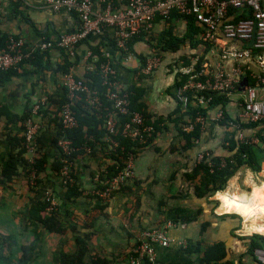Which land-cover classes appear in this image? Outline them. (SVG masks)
I'll return each instance as SVG.
<instances>
[{
  "label": "crops",
  "instance_id": "1",
  "mask_svg": "<svg viewBox=\"0 0 264 264\" xmlns=\"http://www.w3.org/2000/svg\"><path fill=\"white\" fill-rule=\"evenodd\" d=\"M45 1L0 0L3 9L0 36L18 35L28 43H34L43 37H54L78 27L79 18L76 13L67 10L53 12L44 6ZM95 5L98 6V2ZM168 29L181 37L177 30L183 29L184 34L186 23L178 18L170 22L159 21L153 31L145 35L144 40L134 45L137 56L148 58L156 55L161 58L159 68L150 75L140 73L135 65L128 68L119 61L117 63L119 54L115 35L113 30L106 29L102 33L92 34L82 42L75 57L59 49H51L38 62H28L8 78H0L1 235L8 231L2 222L5 209L12 208V220L20 218L23 224L31 227L30 210L38 202L44 201L46 192H51L58 205L59 219L68 228V234L64 237L42 233V248L48 238L59 243L54 251L55 264H59L61 252H74L73 238L76 233H91L90 257L99 255L117 264H129L128 252L141 234L145 230L173 222L171 216L175 208L187 209L193 214L194 220L189 223L173 222L184 226L169 229V236L173 240L169 247L155 245L157 260L153 264H203L199 250L215 243L225 244L228 252L226 261L234 264H260L254 255L249 254V239L255 234L262 235L255 225L264 226L263 168L255 172L260 175V183V179H254L250 168L243 167L228 181L224 190L205 198L197 195L196 186L200 177L188 179L185 175L192 173L200 155L232 156L233 152H229L224 144V133L228 130L232 132L233 129L222 121H216L217 109L212 108L208 110L198 138L192 139L190 148H184L186 140L182 132L188 134L192 131V120L178 112L173 87L179 70L187 66L172 63L180 59L183 50L189 51L187 58L190 63L204 53L200 46L191 49L188 43L175 52L162 50L161 37ZM198 50L200 52L196 54ZM99 53H102L106 61L116 63L117 87L136 96L137 104L142 105V110L152 123L158 118L164 119V122L160 124L151 143L138 149L134 159V178L109 202L99 203L93 194L98 186L97 178L112 164L106 157V150L99 143L95 144L92 152L85 151L75 160L73 174L80 196L66 200L67 189L63 187L60 174L55 170L64 159L57 146L58 109L63 102L69 101L64 79L72 73L90 82V77L97 74ZM45 97L49 103L33 113L34 107ZM233 99L227 108L232 117L238 113L235 97ZM81 101L76 100L73 104ZM84 107L92 112V108L85 104ZM29 110L30 118H34L40 127L38 150L34 154L26 152L23 155V118ZM103 142H107V139H103ZM41 158L46 159L44 171L38 176L41 184L31 190L27 184V165ZM9 161L18 165L19 172L12 182L4 185L1 183L2 170ZM242 175L246 180L240 185L237 179ZM246 218H250L247 226ZM203 224H207L204 231ZM7 236L8 242L12 236ZM181 243L186 246L183 247Z\"/></svg>",
  "mask_w": 264,
  "mask_h": 264
},
{
  "label": "built area",
  "instance_id": "2",
  "mask_svg": "<svg viewBox=\"0 0 264 264\" xmlns=\"http://www.w3.org/2000/svg\"><path fill=\"white\" fill-rule=\"evenodd\" d=\"M95 2H98L99 7ZM44 6L53 12L67 10L76 13L79 18L78 27L54 37H43L34 43H28L21 36H8L6 46L0 52V73L18 71L31 56L51 49H59L68 56L75 57L79 45L92 34L111 29L119 54L117 63L119 61L128 68L135 65L140 73L150 75L159 68L160 58L152 55L146 58L141 66L137 54L130 51V42L142 34L149 35L159 21L168 22L175 14L184 21L185 17H191L194 24L202 30V41L210 44V47L206 50L205 46L200 44L204 54L179 70L186 79L182 84H174L173 97L181 111L187 112L191 107L206 108L210 99L205 98L204 92L225 94L230 102H233V97L236 99L238 113L232 118L241 123L263 126L264 0H46ZM2 13L0 3V20ZM252 40L254 42L250 46ZM200 57L202 62L198 66ZM100 73L103 86L107 88L105 98L112 104V110L107 112L103 123L107 141L115 148L117 143L112 137L118 134L137 142L139 146L145 145L154 132V127L152 122L146 124L141 112L131 111L128 95L117 87L116 63L107 61L101 64ZM244 81H247V85H243ZM64 86L69 94V101L65 102L59 113L62 134L58 138L57 146L64 156V166L60 172L61 182L67 187L75 182L73 156L77 151L69 133L80 124L73 110V103L82 100L86 95L89 105L99 109L101 94L98 90H93L88 82L72 73L65 76ZM46 103L45 97L34 107L33 113H37ZM214 108L217 109L215 120H225L222 106ZM207 113L208 111L202 115L197 112L190 123L191 128L197 125L201 129ZM228 127L239 129L241 126L229 121ZM39 133L40 127L34 118L27 119L24 123V138L25 148L30 154L38 150ZM246 138H250L252 144L263 146L260 139L254 136V131L249 133L247 130H238L237 139L244 141ZM85 151H90V148ZM205 158L210 160L212 156L208 153L200 155L198 162ZM134 159L135 155L130 153L119 173L100 182L97 178L101 186L93 192L97 200L102 203L109 202L121 186L134 178ZM262 172L264 173V167ZM29 186L36 188L33 175ZM44 201L48 204L47 215L57 211L58 205L51 192L45 193ZM177 226L184 225L168 222L161 227L145 230L128 252L129 264L155 263V245L169 247L173 241L169 236V229ZM181 245L186 246L185 243ZM254 256L260 264H264V249L256 250Z\"/></svg>",
  "mask_w": 264,
  "mask_h": 264
},
{
  "label": "trees",
  "instance_id": "3",
  "mask_svg": "<svg viewBox=\"0 0 264 264\" xmlns=\"http://www.w3.org/2000/svg\"><path fill=\"white\" fill-rule=\"evenodd\" d=\"M183 19L176 14L172 16L168 22L174 19ZM186 21V30L185 33L179 37L174 35L168 29L164 35L161 37V49L162 50H171L173 52L177 51L184 44L188 43L191 49H196L200 44H203L206 50L210 47V44L204 43L200 36L202 30L194 24V21L191 17H185ZM146 34H142L138 37H135L129 44L130 51L134 54V45L136 42L144 40ZM18 37V35H15ZM8 40V36H0V52L5 48ZM205 50V51H206ZM46 53V52H45ZM45 53H36L31 58H29L26 62H24L21 66L28 62H38L39 59ZM99 62L97 64V74L91 76L92 80L88 82L90 87L94 90H98L101 94V101L99 109L92 108L89 103L87 96H83L81 103H78L73 106L74 112H76L77 117L79 119V126L75 130L69 133V137L73 140V145L77 149L74 153V160L80 154L85 153L86 148H90L93 151L95 144L99 143L102 145L103 150L105 149L107 152L106 157L112 164L107 167V170L102 172L98 177L99 182L104 179H109L119 173L125 166V160L128 155L134 154L136 155L137 149L140 147L137 142L131 141L127 138H123L120 135H115L113 138L116 141L117 146L115 148H110L109 142H103V139H107V134L103 128V123L107 112L112 110V104L108 102L105 98L107 93V88L103 86V80L100 73L101 64L106 63V59L102 56V53H99ZM139 58L141 66L145 63V57L137 56ZM185 63L183 66H188L190 64L189 58H182ZM202 62V57L198 60V66ZM39 64V63H37ZM177 65V64H176ZM197 68V67H196ZM67 70V69H66ZM16 71H8L0 73V78L6 77L8 78L11 73H15ZM88 78V79H90ZM186 79V76L181 73L177 74V78L175 81L176 85L182 84ZM251 83V81H250ZM128 95V99L130 102L131 111L141 112L146 120V124H150V117L142 110V105L137 104L136 96L132 95L129 91L125 92ZM203 95L206 99H210L207 103V107L204 109L199 108H190L187 112H182L181 107L178 105V112L183 115V117H188V119L193 120V117L197 112L205 115L206 112L218 105H221L223 108V112L225 115V120L222 121L224 125L229 126V121H233L238 123L241 127L239 129H233L232 132H228L225 137V146L229 150V152H233L232 156L229 157H212L210 160L206 158L198 162L191 174H186L188 179H194L200 177V182L196 186V192L199 197H208L213 193L222 191L226 188L228 181L235 176V174L243 167H248L254 172H260L262 170L263 161H264V124L263 126H258V124H250V123H241L238 120L232 118V116L228 112V106L230 105V99L225 94H217L214 92H204ZM49 103V99L47 101ZM65 103L63 102L59 107V113L61 111L62 106ZM84 104L89 108H92V112L87 110L84 107ZM46 111V108L44 107ZM31 116V110L28 111L26 116L23 118L24 123ZM164 122V119L158 118L153 121L152 125L154 127V131H158L160 129V124ZM259 127V128H258ZM243 129L248 132L254 131V136L260 139L263 146H259L256 144L250 143V138H246L244 141H240L237 139L238 130ZM199 126H194L190 133L182 132L184 139L186 140L185 149H188L192 146V139H196L199 136ZM155 132L148 139L147 143H149ZM62 134L60 117H59V136ZM58 142V141H57ZM23 150L21 154H26L27 150L25 148V138L23 139ZM45 158H41L39 160H35L33 164H28V187L33 190L36 189L40 183L38 180V176L40 173L44 171ZM64 162H60L58 167L55 169L58 174H60L63 169ZM19 169L18 165L14 162H7L3 166L2 170V184L10 183L14 180V178L18 175ZM34 176V182L36 184V188H32L29 186V181L31 176ZM75 178V176H74ZM98 182L97 188H100V184ZM64 187V186H63ZM66 200H74L80 196L79 187L77 186L76 180L73 183H70L67 187ZM99 203H102L99 201ZM48 204L45 201L38 202L33 206L30 210V218L31 227H33V231H31L32 236L34 237V241L30 246L21 247L22 256L19 260L21 264H31L32 261H35L36 252L40 247L42 242V233H48L50 235H56L64 237L68 234V228L66 225L59 219L58 208L57 211L51 215H44L47 211ZM171 220L173 222L178 223L182 222H192L193 214L187 209L175 208L173 210V215L171 216ZM249 219L246 218V226L249 224ZM245 226V227H246ZM256 228L264 229L260 225H255ZM207 228V224H203V231ZM75 232V230H74ZM259 234L264 235V230L259 231ZM250 240V248L249 254L254 255L256 250L264 249V237L255 235ZM9 241H11V246H16V243L13 241V238L10 237ZM75 250L72 253L61 252L59 254V264H117L115 261H112L108 258L101 257L96 255V257H90V248H91V233L90 234H82L76 233L73 238ZM199 253H202L201 261L203 264H234L227 260V248L224 243H215L213 245L207 246L199 250ZM12 254V253H11ZM11 257H6L2 255L0 251V264H15Z\"/></svg>",
  "mask_w": 264,
  "mask_h": 264
},
{
  "label": "rangeland",
  "instance_id": "4",
  "mask_svg": "<svg viewBox=\"0 0 264 264\" xmlns=\"http://www.w3.org/2000/svg\"><path fill=\"white\" fill-rule=\"evenodd\" d=\"M183 32L184 30H177V34L179 35H183ZM183 53H181V57L180 59H177L176 61H174L172 64H177V65H181V64H184L185 61L182 59L183 57L187 58L188 56V50H183L182 51ZM200 50L196 51V54L199 53ZM191 57V56H190ZM161 60V58H160ZM162 61V60H161ZM169 62H172V61H169ZM181 128V127H180ZM232 130V129H231ZM155 132V131H154ZM153 132V133H154ZM228 132H231L230 130L226 131L224 133V138L226 137V134ZM152 133V134H153ZM158 132L156 131L155 132V135L157 134ZM152 136V135H151ZM154 137V136H153ZM156 137V136H155ZM224 140V139H223ZM152 141V140H151ZM146 143L145 145L143 146H140V147H147L150 143ZM110 148H113L111 145L109 146ZM139 147V148H140ZM138 148V149H139ZM137 149V151H138ZM88 152H92V151H88ZM108 151H106L107 153ZM243 169V168H242ZM240 169V170H242ZM246 169H249V168H246ZM239 170V171H240ZM238 171V172H239ZM249 171H251L253 173V176H254V179L257 181V178L260 176L259 174H256L255 172H253L251 169H249ZM260 179V178H258ZM245 176L242 175V176H239V179H237V182L240 183V185H242V183L244 184V181H245ZM261 179L259 180V183H260ZM127 183V182H126ZM125 183V184H126ZM124 184V185H125ZM123 185V186H124ZM121 186L114 194H113V197L115 196V194L118 192L119 193V190L123 187ZM112 197V198H113ZM21 210V209H20ZM5 212H2V219L5 223V225L8 227V231L7 233L6 232H2V235L0 234V236L2 237V239H0V251L2 252V255L4 256H8V257H11L12 256V260L15 264H21L19 262L21 256H22V253H21V247L23 246H30L33 241H34V237L32 236L31 234V231H33V227H29L26 223L23 224L22 221H20V218H16V219H13L12 220V217H11V211H12V208H10L9 210L8 209H5L4 210ZM17 220V221H15ZM20 223V224H19ZM28 227V228H26ZM7 235H11L12 238H13V241L16 243V246L13 247L11 246V241H8L7 242V239L6 237H8ZM255 235H258V234H255ZM260 236H263V235H260ZM7 244H9V247L7 246ZM46 245L42 248V244H40V247L38 248V251L36 252V257H35V261H32L31 264H47V262H55L56 261V258H55V254L54 251L55 249H57L56 247H58V244L57 241L55 239H51V238H48V240H46ZM13 250V251H12ZM11 251H12V254H11ZM55 264V263H54Z\"/></svg>",
  "mask_w": 264,
  "mask_h": 264
},
{
  "label": "water",
  "instance_id": "5",
  "mask_svg": "<svg viewBox=\"0 0 264 264\" xmlns=\"http://www.w3.org/2000/svg\"><path fill=\"white\" fill-rule=\"evenodd\" d=\"M253 42H254V40H252V41L250 42V46L253 45ZM243 85H247V81H244V82H243Z\"/></svg>",
  "mask_w": 264,
  "mask_h": 264
},
{
  "label": "clouds",
  "instance_id": "6",
  "mask_svg": "<svg viewBox=\"0 0 264 264\" xmlns=\"http://www.w3.org/2000/svg\"><path fill=\"white\" fill-rule=\"evenodd\" d=\"M256 230H257V231H261V230H264V229L257 228Z\"/></svg>",
  "mask_w": 264,
  "mask_h": 264
}]
</instances>
